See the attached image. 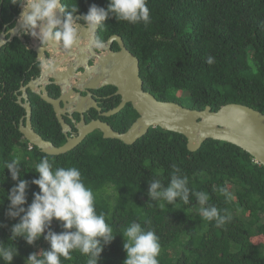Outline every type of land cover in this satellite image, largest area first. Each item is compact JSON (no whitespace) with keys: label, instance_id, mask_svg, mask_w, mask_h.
I'll return each instance as SVG.
<instances>
[{"label":"trees","instance_id":"16d2710c","mask_svg":"<svg viewBox=\"0 0 264 264\" xmlns=\"http://www.w3.org/2000/svg\"><path fill=\"white\" fill-rule=\"evenodd\" d=\"M109 2L72 0L69 8L78 7L76 14L83 16L91 5L107 9ZM147 6L149 22L118 21L110 14L98 33L104 42L116 35L123 39L140 62L146 92L158 101L196 111L210 107L218 112L236 104L264 114V0H147ZM19 11V5L0 0V35L5 26H14ZM33 62L20 43L0 51V245L18 248L12 264H25L31 253L50 245L43 237L34 245L22 237L10 240L11 227L19 218L6 215L10 204L6 195L18 181L4 165L21 158V178L29 181L27 208L40 191L31 181L39 178L34 170L45 156L57 167H77L84 183L96 193V211L106 215L116 235L105 246L99 264H123L127 254L122 232L134 221L159 237V264H264V245L252 242L264 237V167L252 156L213 140L191 153L184 136L160 128L151 129L133 146L105 140L96 132L63 156H48L37 148L29 151L19 130L25 112L14 92L38 76L39 70L29 71ZM31 101L34 130L56 147L65 145L67 137L52 107L37 95ZM138 118L132 105H127L106 121L124 134ZM173 175H186L191 189L208 193L203 207H217L226 217L224 222L198 216L202 206L192 195L188 203L179 198L174 205L151 201L149 181L160 179L167 186ZM221 188L227 189L230 199ZM51 227L57 233L64 231L62 222L55 219ZM70 256L62 258V264H86L87 257L78 250ZM0 264L6 262L0 259Z\"/></svg>","mask_w":264,"mask_h":264},{"label":"clouds","instance_id":"9594fccd","mask_svg":"<svg viewBox=\"0 0 264 264\" xmlns=\"http://www.w3.org/2000/svg\"><path fill=\"white\" fill-rule=\"evenodd\" d=\"M10 2L22 9L18 23L22 25L24 33L38 39L43 49L57 45L65 49L75 47L81 38V25L78 23L80 19L84 20L88 31L93 34L110 14L115 15L118 21L130 23H147L150 19L147 0H110L107 9L93 4L88 13L79 19L76 15L79 8L73 7L69 11L63 0ZM61 12L65 13L63 20L59 15ZM10 29L9 34L16 30L14 26ZM90 47L99 51L105 49L106 44L101 39H94L90 42ZM38 59L41 61V76H44L52 67L51 61L45 60L43 56ZM28 145L29 151L36 148L29 143ZM21 165L20 157H15L4 165L10 171L12 179L18 181L6 195L10 201L6 215L13 219L19 218V222L11 227L10 240L22 237L29 245H34L43 237L50 245L47 250L31 253L25 264H62V258L70 259L71 252L76 250L87 257L86 264H99L105 246L116 235L113 234L112 226L106 222V215L97 213L96 193L84 183L81 171L74 166L57 167L55 161H50L47 156L43 157L34 170L39 178L31 181L40 191L34 193L32 203L25 208L29 181L21 178ZM188 185L189 178L186 175H173L167 186L160 179H151L148 195L151 201L162 200L173 205L177 203V198L188 203L190 195L195 196L202 206L201 217L208 221L215 218L218 224H222L226 217L220 215L217 207H203L209 201L208 193L195 191ZM220 192L226 198H231L226 188H221ZM54 219L62 222L64 231L57 233L52 230ZM122 235L127 254L123 264H159L160 243L154 230H146L141 223L134 221L125 228ZM18 255L19 250L14 244L0 245V259L6 264H12L14 257Z\"/></svg>","mask_w":264,"mask_h":264},{"label":"water","instance_id":"95a60500","mask_svg":"<svg viewBox=\"0 0 264 264\" xmlns=\"http://www.w3.org/2000/svg\"><path fill=\"white\" fill-rule=\"evenodd\" d=\"M82 32L84 36L86 35V39H89V37L91 41L95 39L96 32L94 34L88 30H82ZM108 42L110 46L113 43H117L120 51L117 53L110 52L109 46L107 54L97 56L93 55L94 51L90 48L89 52L93 58L98 60L97 65L92 69L86 66L87 74L77 79L83 80V83L89 82V88L91 89L115 87L122 101L118 108L106 114L105 117L116 116L127 105H132L139 115L137 121L124 134L116 132L109 124L100 120L93 121L88 125L82 122V124L77 126L78 136H70L72 128L64 120L65 111L61 107V102L68 104L67 108L70 109V112L79 115H84L88 109H97L92 99L88 98L86 101L75 95L73 85L68 80L70 75H74V69L73 71L64 73L67 75V84H64L62 80L60 82L58 74L54 75L53 79L57 81L56 84L64 85L62 86L64 94L67 93V87H70L69 94L75 95L78 98L77 100H69V97L65 98L64 96L60 100L52 99L45 88L41 89L40 92L35 91V94L42 101L53 107L62 127L63 134L67 137V143L62 147H56L52 143L45 141L33 129L31 105H25L20 102V105L24 107L27 113L26 125L21 124L20 132L30 145L36 147L42 154L59 157L75 150L89 136L96 132H100L105 140H117L127 146H133L145 137L151 129L160 128L165 132L184 136L188 142L187 148L191 153L198 152L203 144L209 140H213L231 144L242 149L264 167V114L252 108L236 104L224 106L218 112H213L210 107H207L204 111H196L185 108L177 103L158 101L151 93L144 90V81L141 79L140 74V62L125 47L123 40L118 36H113ZM4 43L6 42H0V47ZM39 54L41 55V53ZM87 56L84 55L81 61L87 60ZM53 73L54 70L51 68L46 75L42 76V79L23 88L21 92L24 98L27 100L28 89L31 87V89L37 88V85L44 78ZM74 107L75 110H73Z\"/></svg>","mask_w":264,"mask_h":264},{"label":"flooded vegetation","instance_id":"af4514ba","mask_svg":"<svg viewBox=\"0 0 264 264\" xmlns=\"http://www.w3.org/2000/svg\"><path fill=\"white\" fill-rule=\"evenodd\" d=\"M71 1L72 0H63L65 8L68 9L69 11H70L69 2H71ZM19 8H20V11L17 15H15L14 20H13L14 27L16 29L15 32L12 34H9L11 29H9L8 26H5L3 28L2 34L0 35V42L1 43L6 42V43H4L0 47V51L3 48H6L7 46L14 44L15 42L20 43L25 48V51L27 50V53L30 55V57L34 58V62L31 63L29 71L34 72L36 70H39V74H38V76L35 75L34 77H31V79L27 83H22L20 88L14 92V95L17 96V104L19 106H21L20 102H22L25 105L30 104L31 109H32V113H33V105H32V101H31L32 95H37V94H35L36 93L35 91L40 92L41 89H43V88H45L48 95L52 99H55V100H60L61 98H63V96L65 98L69 97V100H77L78 98L75 96V95H77V96H79L80 99L83 98L86 101L88 100V98L92 99V101L95 102L97 109L91 108V109H88L84 113V115H79L77 113L70 112V109L67 108L68 104H63V102H61V107L65 111L64 120L67 123V125H69V127L72 128V132H71L70 136H73V135H74L73 137L78 136L77 135L78 134L77 126L82 124V122H85V124L88 125L93 121L100 120V121H103L104 123L109 124L113 128V126L111 125L112 123H109L106 121V119L110 120V119H112V117L108 118V117H105V115L112 112L116 108H118V106L121 104L122 100H121V96L118 95V90L115 87H104V88L101 87L100 89H91V88H89V82L83 83V80L77 79L78 77H82V76H85L87 74L86 66H88L89 69H92V68L96 67L97 62H98V60L96 58H93V56L89 52V49L91 48L90 47V42H91L90 37H89V39H86V35L84 36V34H82L83 33L82 30H88L86 25H85L84 20L80 19L78 21V23L81 25V29H80L81 38H80L79 43L76 45L77 47H74L73 49H65L62 46L57 45L54 47L46 46L43 49L40 41L36 38H33L30 34H25L23 29L21 28V24L18 23V19L20 17L21 11H22L20 6H19ZM59 15H60L61 20H63L65 18V13L61 12V13H59ZM76 15H77L78 19H79V17H81V18L83 17L80 14H76ZM19 26H20V28H19ZM98 33H99V28L96 30L95 39H99ZM110 38L111 37H109L108 40L105 41V44H106L105 49L99 50V51L93 49V51H94L93 55L102 56V55L107 54L108 53L107 48L110 46L108 44L109 43L108 41L110 40ZM124 44H125V42H124ZM125 47H126V45H125ZM37 50H39V51H37ZM119 51H120V48H119V45L117 43H113L110 46V52L117 53ZM39 53H41V55ZM84 55H88L87 60L85 59L82 62L81 58ZM39 56H43L45 58V60L51 61V64H52L51 68H53L54 73L52 75H49L46 78L43 77L44 79L41 81V83L39 82L40 84L37 85V88L31 89L32 88L31 87L30 89H28L27 100H26L24 98L23 93L21 92L22 89L28 87L31 83L36 82L39 79H42L41 61L38 59ZM71 70L72 71L74 70V75L71 76L69 74L70 78H68V80H70V83L73 84L75 95L69 94L70 93V87H67V93L64 94V90L62 87L64 85L61 86L59 84H56L57 81L53 79V76L58 74L60 77V82L62 80V82L64 84H67V82H68L67 75H65L64 73H68ZM43 83H45V84H43ZM6 88H7L6 85H3V89L6 90ZM107 88H112L115 90L111 89V90L107 91ZM1 101H2V96L0 94V102ZM115 104H117V106H115ZM21 107L24 109L23 106H21ZM52 109H53V107H52ZM73 110H75V107L73 108ZM53 111H54V109H53ZM24 112H25V114L21 118L20 127H21L22 123L24 125H26V122H27V113H26L25 109H24ZM55 116H56V114H55ZM56 119H57V117H56ZM61 129H62V127H61ZM62 133H63V131H62Z\"/></svg>","mask_w":264,"mask_h":264},{"label":"rangeland","instance_id":"374dc122","mask_svg":"<svg viewBox=\"0 0 264 264\" xmlns=\"http://www.w3.org/2000/svg\"><path fill=\"white\" fill-rule=\"evenodd\" d=\"M198 216H201L200 215V212H198ZM246 216V215H245ZM252 242L256 245H264V237H256V238H253L252 239ZM166 256L167 257H171L172 255L170 253H166Z\"/></svg>","mask_w":264,"mask_h":264}]
</instances>
